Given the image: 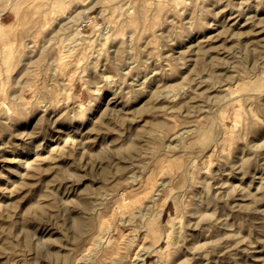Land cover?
I'll return each mask as SVG.
<instances>
[{
	"label": "rangeland",
	"instance_id": "374dc122",
	"mask_svg": "<svg viewBox=\"0 0 264 264\" xmlns=\"http://www.w3.org/2000/svg\"><path fill=\"white\" fill-rule=\"evenodd\" d=\"M94 2L68 7V0H12L8 8L0 5V68H14L10 81L28 86L27 91L13 88L8 96H20L21 103L29 104L27 116L22 121L14 118L12 131L0 137V246H6L8 253L12 245L17 248L11 257L0 256V264H26L35 254L29 251L20 259V251L39 242L45 243L47 256L39 264H264V0L248 5L242 0H204L202 6H181L180 16L166 7L132 8L136 29L128 28L115 40L104 39L108 56L100 55L96 71L113 74L108 61L115 59L122 45L125 59L131 58L128 47L133 36H139L141 60L152 57L155 38L166 45L160 55L179 58L183 67L169 69L170 62L151 60L145 77L147 94H138L137 102L127 105L119 99V90L112 93L106 85L98 88L86 82L95 78V71L84 68L85 53L95 52L101 46L96 41L105 37L103 9L92 8L78 23L69 24ZM8 14L11 20L4 23L3 15ZM165 14L167 24L162 23ZM108 18L123 23L115 8L108 11ZM170 34V42L159 39ZM93 62L95 56L88 61ZM132 79L128 78L125 92ZM188 80L195 82L185 96L153 103L161 87L175 88ZM89 88L93 101L101 93L103 99L86 122L61 120L73 108L74 97L90 99ZM34 93L50 95L57 107L42 109ZM223 97L231 100L216 108L212 102ZM4 104L0 98V106ZM185 104L189 108L178 118L175 110ZM152 108L173 111L153 116ZM197 108L198 116L188 115ZM108 110L111 116L106 117ZM121 110L129 114L123 128L117 123ZM132 113L139 115L133 118ZM53 120L54 129L48 124ZM159 122L176 125L171 136L194 133L184 141L192 147L158 154L143 172L127 159H114V173L127 171L107 185L115 196L106 208L81 223L79 231L85 235L78 245L65 239L59 227L44 226L45 216H56L55 203L81 204L80 193L89 185L104 187L88 173L101 167L99 160L92 165V156H99L106 143L113 149L127 147L129 128L140 132ZM178 143L171 137L164 140L165 145ZM137 144L143 146L145 141ZM193 156L199 158L191 160L189 168ZM77 161L83 166L76 167ZM103 167H108L107 161ZM61 169L83 179H64ZM134 171L139 179L127 183ZM205 180L211 196L197 202L206 191L201 183Z\"/></svg>",
	"mask_w": 264,
	"mask_h": 264
},
{
	"label": "clouds",
	"instance_id": "9594fccd",
	"mask_svg": "<svg viewBox=\"0 0 264 264\" xmlns=\"http://www.w3.org/2000/svg\"><path fill=\"white\" fill-rule=\"evenodd\" d=\"M204 0H95L94 3H91V6L84 9L82 12H77L76 15L73 17L72 21L69 24V27L73 26L74 24L78 23L82 16H86L87 12H90L92 8L97 6L101 7L103 11L100 13L101 17H104L106 21L105 27V37H102L100 40L96 41V44H100L101 46L95 51H87L84 56V68L92 69L95 71V78L91 81H87L90 84H96L99 88L102 85H106V91H110L112 93H116L119 90V99L124 104H134L140 98L138 94L146 95L145 87L148 83L145 80V77L149 74V64L151 60L155 59L165 60L170 62L168 64V68L172 69L173 65L175 67H183L181 60L177 57H164L160 55L162 47L166 45H159L157 40L154 38L153 45L155 46V51L147 60H141V52L138 50V40L139 36H133L132 42L128 47V51L132 53L131 58L125 59V49L122 45L120 50L116 53V57L114 60H109L108 64L111 66L112 73L111 75H101L99 71H96L99 68L98 60L100 55H104L105 57L108 56V52L103 47V41L105 38H111L113 40L116 39V36H123L124 32L128 28L136 29L135 16L136 14L131 11L132 8H142L147 7L148 9L153 8H167L169 11L175 12L177 16L181 15V12L177 11L181 8V6H187L190 4H194L197 6H202ZM251 0H242L243 4H249ZM90 0H68L67 6L71 7L72 5H88ZM12 4V0H0V5H3L5 8H8ZM125 5L129 8V11H125ZM115 8L117 12L121 13V20L117 21L115 19L108 18V11L110 9ZM141 15H143L141 13ZM157 23H159V16L160 13L156 12ZM163 24L169 23L167 20L166 14L165 19L162 22ZM173 27H177L175 21L171 22ZM94 27H99L95 25L93 21ZM100 34L97 33V36ZM159 39L164 40L167 39L169 42L171 41V34L168 37H159ZM95 45H93L94 47ZM96 57L97 62L88 63V61L92 60V57ZM15 69H7L0 68V98H3L6 101V104L0 106V117H7V119H0V137H3L6 134H9L12 129L10 127L11 123L13 122L14 118L17 120L22 121L27 116V109L29 107L28 102L21 103L20 96H8V92L13 88H21L23 87L25 91H27V85H21L19 82L12 83L10 81V73ZM84 69H81V73H83ZM161 71L163 72L164 69L162 68ZM132 77V84L128 88V90L124 91V86L128 82V78ZM140 81V82H137ZM195 81L188 80L184 82L182 85L177 86L175 88H164L161 87L157 93L153 96V103L156 100L164 99L167 101L175 102L180 99L182 96H185L188 91H191V85ZM89 100H81L79 98L74 99V106L73 108L69 109L68 112L61 117L63 121H69L70 119L73 122H79L80 124H84L87 120L88 115L91 111L95 110V105L100 103L103 99V94L96 98L94 101L91 99L93 93L91 88L88 91ZM199 98V95H197ZM225 100L230 101V97H223L219 101H213L216 105V108L220 106ZM34 101L36 105H39L42 109H55L57 107V101L52 100L51 96L40 97L34 93ZM59 103H64V101H59ZM185 108H189V104L183 105L182 108H177L175 110V115L180 118L181 113ZM216 108H213L212 111H216ZM173 110L171 108H164V109H156L152 108L150 114L153 116H158L161 114L167 115L171 113ZM200 109L197 108L195 110H190L188 113L189 116H198ZM120 120L117 123L120 125L121 128L124 126V122L129 119V114L124 113L122 110L119 113ZM139 114L132 113L131 116L133 118L137 117ZM105 116H111V110L105 112ZM31 118V117H28ZM102 121H99L98 124H102ZM49 126L51 128H55L56 121H49ZM175 124L169 125L166 122H159L155 125L149 123L146 126L147 128L155 129L154 131H147L146 129H141L140 132H136L134 128L128 129V136L125 137V140H130V143L127 147H119L113 149L111 145L106 143L105 148L102 150L99 156L93 155L92 156V165L95 166L97 160L101 162V167L95 169L94 171H90L88 176L96 181H103L104 187L93 189L91 185H89L83 192L80 193V198L84 201L81 204H77L74 201H64L61 200L58 203H55L53 207L56 211V216L53 218L51 216L44 217V226L48 227L49 225L59 227L64 232V238L69 240L73 244H79L80 241L83 239L84 233L79 231V227L82 222H86L89 219L90 214L99 215L102 209H105L108 201L115 196V192H111L108 190L107 185L116 178V175H121L123 172L127 171V169H120L119 172L114 173V169L117 167L115 163H113L114 159L118 160H129L132 164V167L140 172L147 170L148 164L155 163L156 156L158 154H170L172 151L176 149H186L191 148L192 145H185L184 141L194 133L183 132L178 134V136H171V133L175 131ZM104 128L107 129V126L104 125ZM178 139L179 143L171 146L165 145L164 140L169 139ZM138 141H145L143 146H139L137 144ZM150 142V143H149ZM71 144H75L76 142H70ZM119 143V141L115 142ZM80 147L83 148L84 144H80ZM135 153V156L133 155ZM88 154L87 152L85 153ZM148 159H145V158ZM199 156L189 157V165L188 167L191 168L192 165L190 163L193 159H198ZM258 157H254L253 160L257 159ZM108 162V167H103V162ZM143 161V163H141ZM252 161H249L251 163ZM137 165L139 168L137 169ZM79 161L76 162V167H82ZM61 173L64 179H72L73 182L77 179H83V177H78L75 173L68 172L67 169H61ZM188 176L192 175L191 171L187 172ZM199 174V170H197V175ZM139 179L135 175V171L133 172L132 177L127 181V183H133L135 180ZM202 186L206 189V191L197 197V202L200 200H206L208 197L211 196L210 191L207 189L209 188V182L207 180L201 182ZM71 191V188L69 189ZM92 198H96L95 202H93ZM215 199H225L223 197H216ZM151 212V209H149ZM62 222V223H58ZM72 233L73 235H69ZM2 234V233H0ZM34 235V234H33ZM11 244V241L7 242ZM48 243H52L49 241ZM99 247V244H94V250ZM33 252L35 255L32 257H28L26 264H39V262L43 259H46V247L44 242H39L38 244L30 247H25L20 251L19 258L24 259L25 254L27 252ZM150 251V250H146ZM17 248L15 245H12V252L8 253L6 251V246H0V256L9 255L10 257L13 254H16Z\"/></svg>",
	"mask_w": 264,
	"mask_h": 264
},
{
	"label": "crops",
	"instance_id": "0c3cea01",
	"mask_svg": "<svg viewBox=\"0 0 264 264\" xmlns=\"http://www.w3.org/2000/svg\"><path fill=\"white\" fill-rule=\"evenodd\" d=\"M3 18L6 19V20H4V23H5V22H8L9 20H11V16H10V14H8L7 16H6V15H3ZM166 210H167V209H166Z\"/></svg>",
	"mask_w": 264,
	"mask_h": 264
},
{
	"label": "bare ground",
	"instance_id": "6f19581e",
	"mask_svg": "<svg viewBox=\"0 0 264 264\" xmlns=\"http://www.w3.org/2000/svg\"><path fill=\"white\" fill-rule=\"evenodd\" d=\"M248 5V4H247ZM251 5V4H250ZM3 13V12H2ZM164 209V208H163ZM163 209L161 210V212H160V214H162V212H163ZM186 235V234H185ZM189 241V240H188ZM187 243H189V242H187ZM191 243H189V245H190ZM187 247V246H186ZM144 260V259H143Z\"/></svg>",
	"mask_w": 264,
	"mask_h": 264
}]
</instances>
